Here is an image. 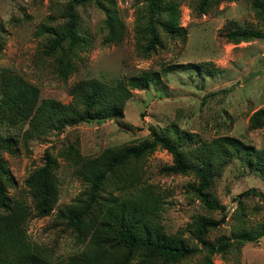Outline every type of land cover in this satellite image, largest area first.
I'll return each mask as SVG.
<instances>
[{
	"label": "rangeland",
	"instance_id": "374dc122",
	"mask_svg": "<svg viewBox=\"0 0 264 264\" xmlns=\"http://www.w3.org/2000/svg\"><path fill=\"white\" fill-rule=\"evenodd\" d=\"M147 1L114 0L123 25V36L117 43L105 42L106 14L96 3L78 6V32L89 46L74 57L76 71L62 82L56 73V59L42 52L46 37L40 28L66 22L67 0H0V71L6 70L33 84L42 99L69 103L70 87L87 78L110 83L136 77L143 71L156 72L160 78L147 90L135 91L123 114L116 118L79 123L25 143L22 134L26 127L10 129L18 141L15 156L3 155L16 187L10 194L25 197L23 181L42 165L45 150L59 163V200L55 210L51 216L32 218L27 223L30 241L52 258H66L81 248L56 217L58 209L83 196L86 188L64 160L68 146L72 145L82 157L93 158L106 149L141 142L148 138V128L155 126L191 134L197 143L228 136L245 146L264 149V127L248 130L250 116L264 108V41L232 43L226 38L232 24L264 33V14L257 15L253 0H224L203 14L195 8L199 0H172L179 5L184 38H170L158 30L161 47L148 56L141 50L147 36L138 33L139 25L147 23ZM172 164L169 153L156 149L138 163L131 161L125 170L136 168L138 179L155 187L161 195L160 221L165 232L191 240L188 225L206 212L191 188L197 185V179L190 174L166 173L164 169ZM251 189L264 195V178L258 172L248 170L240 160L223 168L212 194L225 207L226 219L209 234V240L228 235L235 223V199ZM242 202L251 224L264 222L261 198L245 197ZM208 215L219 219L221 213ZM181 264H198V257ZM213 264H264V237L234 248L224 257L215 256Z\"/></svg>",
	"mask_w": 264,
	"mask_h": 264
},
{
	"label": "trees",
	"instance_id": "16d2710c",
	"mask_svg": "<svg viewBox=\"0 0 264 264\" xmlns=\"http://www.w3.org/2000/svg\"><path fill=\"white\" fill-rule=\"evenodd\" d=\"M221 1L224 0H199L195 8L203 14ZM89 2L96 3L106 14L105 42L117 43L122 39L123 25L114 0H67L66 22L58 27L40 28L46 37L42 52L56 59V73L62 82L76 71L74 57L89 46L88 40L78 32L76 15V8ZM147 3V23L139 25L138 33L147 36L141 50L148 56L161 47L158 30L175 39H183L185 31L180 27L177 2L148 0ZM252 3L257 15H263L264 0ZM233 26L226 33L232 43L264 41L262 31ZM159 80L158 73L152 71L110 83L98 78L83 79L70 87V102L63 104L40 98L36 86L18 75L0 71V264H181L194 257H198V264H213L215 256L224 257L234 248L264 237V222L251 224L246 219L243 198L257 196L264 202V195L251 189L236 197L235 223L228 235L209 240V234L226 219L225 207L212 194L215 181L223 168L235 160L242 161L248 170L264 178V149L245 146L228 136L197 143L186 132L150 126L148 138L141 142L106 149L93 158L82 157L72 145L68 146L64 160L86 188L83 196L58 209L56 217L81 247L80 251L66 258H52L30 241L28 221L51 216L58 204L59 163L45 150L42 165L23 181L25 197L10 194L16 187L3 155L15 156L18 152V141L10 129L26 127L22 134L25 143L33 137H46L50 132H61L79 123L116 118L123 114L135 91L147 90ZM263 127L264 108L248 120L250 131ZM156 149L172 157L173 164L164 169L166 173L190 174L197 179V185L191 188L206 215L195 217L188 225L191 240L182 234L165 232L160 221L161 195L155 187L138 179L136 168L131 172L125 170L131 161L138 163ZM106 189L110 191L106 193ZM216 211L221 213L219 219L208 215Z\"/></svg>",
	"mask_w": 264,
	"mask_h": 264
}]
</instances>
